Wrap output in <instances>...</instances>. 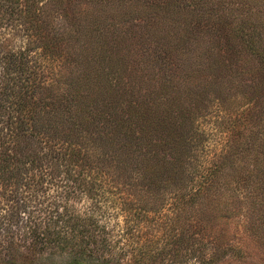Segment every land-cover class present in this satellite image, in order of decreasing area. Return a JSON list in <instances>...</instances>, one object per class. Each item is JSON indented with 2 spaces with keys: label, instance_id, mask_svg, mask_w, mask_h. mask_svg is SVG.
<instances>
[{
  "label": "trees",
  "instance_id": "16d2710c",
  "mask_svg": "<svg viewBox=\"0 0 264 264\" xmlns=\"http://www.w3.org/2000/svg\"><path fill=\"white\" fill-rule=\"evenodd\" d=\"M217 99L230 114L214 161L197 122ZM0 203V264H36L20 243L157 264L194 245L183 226L232 216L264 247V0H0ZM116 216H167L166 239L137 244L107 229Z\"/></svg>",
  "mask_w": 264,
  "mask_h": 264
},
{
  "label": "rangeland",
  "instance_id": "374dc122",
  "mask_svg": "<svg viewBox=\"0 0 264 264\" xmlns=\"http://www.w3.org/2000/svg\"><path fill=\"white\" fill-rule=\"evenodd\" d=\"M82 7L84 6L71 3L68 8H70L69 10L77 11L81 10ZM238 58V64L243 63L248 59L249 61L252 59L245 56L244 53H241V55L239 54ZM254 65L255 61L251 60L250 67L253 68ZM236 69H238V67L235 68L231 74L235 75L237 73ZM252 70L251 72H253ZM241 78H245V80L249 83L252 80L256 81L258 76H255V74H249L244 75ZM225 113L227 115L230 114L229 112L224 111V105L221 99H217L209 103L207 111V114L209 115L199 119L197 122L199 131L204 134L203 143L199 146V151L203 150L207 153H203L204 158L211 157V160L219 161L217 155L222 153L219 150L227 132L224 120ZM213 134L216 135L213 136ZM220 139H222L221 144ZM0 207L3 208V203H0ZM5 208L6 206L4 209ZM166 218L168 217L164 216V219L158 216L151 218L155 222L150 224L143 219H140V221L135 220L134 216H127L126 219H123L122 216H116V218L112 217L109 219L110 222L107 224V229H113L116 232L120 228L131 229V227H133L131 230V235H133L131 240L134 241L136 236V238L138 237L136 242L137 244H150L152 247H158L160 246L161 241L166 239L165 234L168 229L167 224L165 223V220H167ZM242 221V218L232 216L228 221L223 219L210 220L208 218H204L196 222L199 226L194 223L193 227L182 224L186 226H183L181 229L178 227L172 234L178 233V229L179 232L185 233V237L193 234L194 245L191 246L190 241L187 239L179 246L171 245L167 247L166 253L162 256V259L157 261V264H209L206 263V260L208 259V256L211 255L212 257V254L219 256V259L217 258L213 264H264V247H258L255 241L249 238L244 230ZM12 224L13 228H15L14 223ZM163 225H165V227H163ZM19 231H22L21 228ZM150 240H154L153 243L149 242ZM155 241H157L156 244ZM136 243H133V245H136ZM27 244L28 242H26V245ZM0 245L2 246L1 243ZM21 246H23V244L20 243V246L17 247L15 253L17 255L16 258L18 259V262H34L36 264H68V259L60 257L49 258L47 253L37 255L36 257L26 255V250ZM191 247H199L201 249L200 252L203 254V258H195V256L188 250ZM238 247H240L241 250L238 251L236 249ZM174 253H176V256L172 257L171 255ZM129 258L130 255L124 260H121L118 264H130L132 261H127Z\"/></svg>",
  "mask_w": 264,
  "mask_h": 264
}]
</instances>
